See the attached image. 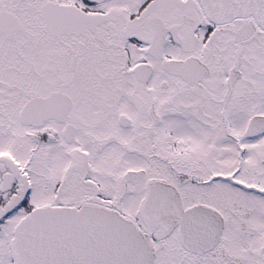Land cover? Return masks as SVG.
<instances>
[{
	"label": "snow or ice",
	"instance_id": "snow-or-ice-1",
	"mask_svg": "<svg viewBox=\"0 0 264 264\" xmlns=\"http://www.w3.org/2000/svg\"><path fill=\"white\" fill-rule=\"evenodd\" d=\"M0 264H264V0H0Z\"/></svg>",
	"mask_w": 264,
	"mask_h": 264
}]
</instances>
